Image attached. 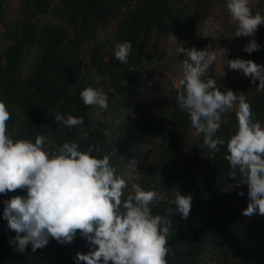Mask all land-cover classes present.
<instances>
[{"label":"trees","instance_id":"obj_1","mask_svg":"<svg viewBox=\"0 0 264 264\" xmlns=\"http://www.w3.org/2000/svg\"><path fill=\"white\" fill-rule=\"evenodd\" d=\"M218 2L0 0V102L10 113L8 133L32 140L43 135L57 145L78 141L93 155H110L129 187L140 183L155 190L153 214L172 220L167 264H264V215L243 214L248 189L230 175L226 145L219 151L201 147L203 136L179 109V89L171 82L173 67L186 59L176 53L180 44L207 47L221 65L205 78L215 79L221 91L244 93L253 117L264 122V92L255 88L259 80L226 65L235 58L264 65V25L252 36H235L237 22L227 13L221 31L206 34ZM250 8L264 15V0ZM251 40L260 48L249 54L244 48ZM125 41L132 44L126 64L114 56L115 45ZM164 75L166 80L160 79ZM88 86L107 95L106 109L83 103L80 91ZM57 114L82 117L84 123L68 128L55 120ZM236 126L230 109L222 114L217 135L227 141ZM173 188L192 196L186 219L171 205ZM15 195H26V189L0 194V264H76L78 252L98 247L78 230L71 243L51 238L35 252L31 245L24 253L15 251L10 241L16 232L3 218L5 201Z\"/></svg>","mask_w":264,"mask_h":264},{"label":"clouds","instance_id":"obj_2","mask_svg":"<svg viewBox=\"0 0 264 264\" xmlns=\"http://www.w3.org/2000/svg\"><path fill=\"white\" fill-rule=\"evenodd\" d=\"M227 9L237 22L235 36H252L264 25V15L253 13L249 0H226ZM180 44V43H179ZM260 45L251 40L244 48L252 53ZM131 42L115 45L114 56L127 63ZM177 55L186 57L180 65L177 105L188 114L197 136H203L201 147L219 151L226 145L231 176L236 185H247L248 206L245 216L259 211L264 215V122L253 117L251 105L242 92L221 91L216 80L205 74L217 60L207 47L197 50L180 44ZM227 67L242 72L255 83L257 93L264 92V65L243 58L227 59ZM239 93V95L237 94ZM87 106L108 107L103 90L88 86L80 91ZM235 109L237 126L227 141L217 135L222 114ZM10 113L0 102V194L26 189V195H15L5 201L3 218L16 236L10 241L15 251L24 253L44 248L51 238L61 244L81 237L96 245L93 251L77 253L76 264H167V237L172 220L154 215L151 205L158 199L155 190L140 183L129 187L117 173L108 154L93 155L82 150L78 141L61 144L43 135L34 140L14 138L7 131ZM68 128L83 125L82 117L55 115ZM86 138V133L81 139ZM171 205L186 219L191 210V194L173 188ZM239 195L243 196L244 192ZM173 209L170 208V215Z\"/></svg>","mask_w":264,"mask_h":264},{"label":"rangeland","instance_id":"obj_3","mask_svg":"<svg viewBox=\"0 0 264 264\" xmlns=\"http://www.w3.org/2000/svg\"><path fill=\"white\" fill-rule=\"evenodd\" d=\"M259 0H249V6H253L254 4H256ZM229 13L228 9H227V2L226 0H219V2L217 3L216 7H215V11L212 17H210L207 20V25H206V34H211V35H216L217 33H219L222 29V21L224 16ZM175 40H173L172 42H174ZM174 51V49H170L169 54L171 55L172 52ZM217 56V60L214 62L213 65L209 66V69L211 68H216V67H220L221 62L219 60V55L217 53H215ZM208 69V70H209ZM182 74V70L181 67L178 66H174L173 67V73L171 74V82L174 86H178V81L179 78ZM167 76H161L160 79L162 80H166ZM142 100L145 101V92L142 96ZM93 118L96 117L95 112L92 115Z\"/></svg>","mask_w":264,"mask_h":264}]
</instances>
